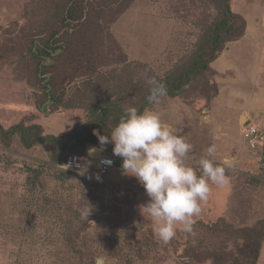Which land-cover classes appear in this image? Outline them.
Here are the masks:
<instances>
[{"label": "rangeland", "instance_id": "obj_1", "mask_svg": "<svg viewBox=\"0 0 264 264\" xmlns=\"http://www.w3.org/2000/svg\"><path fill=\"white\" fill-rule=\"evenodd\" d=\"M91 1L98 8L92 15L99 18L102 12V18L87 27H66L61 21L70 0H0V126H38L40 136L71 143L64 151L68 156L89 158L94 147L95 156L117 160L98 181L65 171L64 164L52 161L48 143L27 149L20 134L0 136V264H95L97 258L106 264H262L264 148L249 147L243 123L250 117L264 130L263 0H231L235 13L241 9L256 16L247 20L244 36L228 43L212 72L194 79L184 93L164 95L146 107L191 144L186 164L195 168L212 144L216 163L233 158L229 183L210 185L192 233L177 225L166 244L154 235L152 219L143 216L140 206L149 198L135 177L122 174L113 144L83 149L72 136L95 121L93 110L108 109L106 123L112 127L126 108L138 109L150 89L147 79L165 78L189 60L203 46L206 29L224 17L223 6L211 0H135L112 25L118 44L108 39L107 29L102 44L90 36L106 27L101 20L112 17V8ZM54 32L59 46L77 36L71 57L63 56L64 50L50 55L43 50ZM129 61L151 70L133 73ZM91 62L99 66L96 73L87 67ZM240 151L258 159L250 160L252 169L243 168L242 158L234 159ZM62 153L58 146V156ZM213 186L219 195H213ZM85 206L92 211L88 219L80 214Z\"/></svg>", "mask_w": 264, "mask_h": 264}, {"label": "clouds", "instance_id": "obj_2", "mask_svg": "<svg viewBox=\"0 0 264 264\" xmlns=\"http://www.w3.org/2000/svg\"><path fill=\"white\" fill-rule=\"evenodd\" d=\"M147 83L150 86L148 103H158L166 95V86L155 78H148ZM94 135L101 146L113 144V155L122 159V174L135 177L145 190L149 200L140 206L141 212L152 219L154 235L165 244L175 237L177 225L180 230L192 233L194 218L209 196L210 185L224 187L229 183L227 171L233 166L232 159L226 157L216 163L217 147L212 144L195 168L186 164L191 144L148 108L141 112L136 107H128L110 135H101L98 131ZM103 150L101 147L100 151ZM96 152L94 147L88 150L89 156ZM101 163L111 166L113 161L105 158ZM88 165L90 161H85L83 166L78 163L76 167L83 175ZM95 178L101 179L98 174ZM91 212V207H83L81 218L88 219ZM95 264H106V261L97 258Z\"/></svg>", "mask_w": 264, "mask_h": 264}, {"label": "trees", "instance_id": "obj_3", "mask_svg": "<svg viewBox=\"0 0 264 264\" xmlns=\"http://www.w3.org/2000/svg\"><path fill=\"white\" fill-rule=\"evenodd\" d=\"M211 1L215 4H222L224 17L220 20V22L214 23L211 28L206 29V34L202 40L203 46H199L198 48H196V50L191 54L189 60L182 62L181 64H176L173 67L172 71L167 74V77L162 79L154 77L156 80L166 86L167 96L174 98L181 95L191 86L192 81L194 79L198 78L201 75L211 73V65L219 58L221 53L226 49L227 44L240 40L245 34L247 28V21L242 15L233 11L231 7V0ZM134 2L135 0H102L103 6H111L112 17L109 20H101L104 26L106 25V27H103V25L102 27H100L101 25H99L100 28L98 29L100 31L98 33L95 32L93 35H91V39H97V41H99L100 43L102 42V44H105V36H108L105 31L107 29L109 35L112 36H108V39H110L111 41L114 40V43L116 42L118 44V41L113 37L112 34V25L116 22L119 17L125 14V12H127V10L133 5ZM93 5L94 4L91 0H70L69 7L67 8L61 23H63L66 27H72L75 23H79L83 27H87L88 25L96 23L97 21H99V19L102 18L101 15H103V13L99 11L101 12L99 18H95L92 15V11L94 9L98 10V8ZM86 10L88 12H86ZM57 35H59V33H52L45 47H43V50L47 52V55H50L51 50L52 52H55L60 49L64 50V53L62 54L63 56L67 55V57H71L73 54V46L77 43L74 39H76L77 36H73L69 40H65L64 42H62V45L59 46L61 41L60 38H56ZM72 40L73 42H71ZM205 44H207V46ZM208 45L210 48H207ZM62 55L60 57H62ZM81 55H83V53H81ZM118 60L120 62L122 61L120 58ZM96 64L97 62H91L87 66L89 67V71H91L92 73H96L99 69V66H97ZM129 68L131 69V71H133V73L137 71L136 69L151 70L148 64H138V62L130 61ZM100 76L102 77V79H107V77H104L103 75H98L97 78L99 79ZM131 78L136 79L134 76H132ZM137 79H147V76H138ZM131 87L133 88V90L135 89L132 84ZM149 94L150 89L148 90V93H146L142 97L143 99L140 102H137L139 111L143 112V110L150 105L147 100ZM49 96L50 98H52L51 93L49 94ZM107 110L108 109H102L100 111V114H97V112L93 110L92 117H96L95 121L91 120L87 125L82 126L81 130H75L72 139L76 140L80 148L84 149L85 146L88 144L96 145L99 143L98 137L94 135V132L96 131H98L101 135L111 134V130L114 126L109 127L106 123V118H109V115H107L106 113ZM121 116L122 115H120L119 118H121ZM33 130H35L34 133H32ZM39 131L40 127L38 126L26 129L20 124L11 128L10 130H4L0 126V136L2 138L7 135L14 136L15 134H20L22 144L27 149H31L35 145L40 143L50 144L52 148V161L62 166L68 156V153L65 154L64 151L67 148L72 149L71 143L63 144L61 140H59L56 136L47 135L42 137L39 135ZM6 144L9 145L10 142L8 141L6 142ZM58 146H60V150L63 152L61 157H59L57 154ZM34 172H38V174H40L41 170Z\"/></svg>", "mask_w": 264, "mask_h": 264}, {"label": "built area", "instance_id": "obj_4", "mask_svg": "<svg viewBox=\"0 0 264 264\" xmlns=\"http://www.w3.org/2000/svg\"><path fill=\"white\" fill-rule=\"evenodd\" d=\"M243 137L251 149H256L258 147L264 146V130L259 129L250 119H246L243 123ZM90 158L91 157L84 158L81 155L77 154L71 155L67 158L63 165V167L65 168L64 170L69 173H81L76 165L79 163L81 166H83L85 164V161H89ZM105 158L111 159L113 161V164L111 166L102 164L101 161ZM93 160H95V166L88 165L87 171L85 173L88 177L93 179H96L95 177L98 174L101 177L100 180H102L109 174L111 170L116 167V159L109 155H102L99 160Z\"/></svg>", "mask_w": 264, "mask_h": 264}, {"label": "crops", "instance_id": "obj_5", "mask_svg": "<svg viewBox=\"0 0 264 264\" xmlns=\"http://www.w3.org/2000/svg\"><path fill=\"white\" fill-rule=\"evenodd\" d=\"M263 5H264V0H263ZM240 15H242L244 18H245V20L247 21H253L254 20V17H256L253 13H252V11H244V10H241V9H238V11H237ZM261 20H264V14L261 16ZM248 21H247V25H248ZM248 27V26H247ZM217 61V60H216ZM226 114H228L227 112H226ZM247 116H249V114L247 115V113L245 112V113H243L242 114V117L243 118H247ZM249 119L253 122V120H252V118H250L249 117ZM262 148H264V146H261V149ZM242 152V154L240 155V156H236V157H234V159H239V158H242L243 160H244V163H245V165H244V169H248V167H250L251 169L254 167V163H251L252 161H250V160H253V161H255V163H256V161L258 160V159H256L255 160V157H253V158H248L245 154H244V151H240V153ZM90 157V156H89ZM257 158V157H256ZM232 161H233V158H232ZM235 161V160H234ZM249 162V163H248ZM249 164V165H248ZM213 195H219L220 194V191L215 187V186H213ZM263 258V262H262V264H264V250H263V256H262Z\"/></svg>", "mask_w": 264, "mask_h": 264}, {"label": "bare ground", "instance_id": "obj_6", "mask_svg": "<svg viewBox=\"0 0 264 264\" xmlns=\"http://www.w3.org/2000/svg\"><path fill=\"white\" fill-rule=\"evenodd\" d=\"M90 157H92L93 159L99 160L101 156H100V155H97V156L92 155V156H90Z\"/></svg>", "mask_w": 264, "mask_h": 264}, {"label": "water", "instance_id": "obj_7", "mask_svg": "<svg viewBox=\"0 0 264 264\" xmlns=\"http://www.w3.org/2000/svg\"><path fill=\"white\" fill-rule=\"evenodd\" d=\"M90 165L95 166V161L93 159H90Z\"/></svg>", "mask_w": 264, "mask_h": 264}]
</instances>
